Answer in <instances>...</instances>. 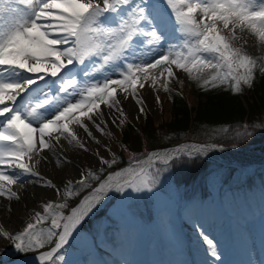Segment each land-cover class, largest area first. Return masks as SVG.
Here are the masks:
<instances>
[{
  "label": "snow or ice",
  "instance_id": "snow-or-ice-1",
  "mask_svg": "<svg viewBox=\"0 0 264 264\" xmlns=\"http://www.w3.org/2000/svg\"><path fill=\"white\" fill-rule=\"evenodd\" d=\"M164 3L174 21V30L184 37L181 50L173 46L167 54L154 61L126 63L120 70L121 79L105 80L102 86L92 84L86 89L87 104L69 103L62 110H57V114L51 119H46L38 111H50V108H45L51 103L47 98L42 102L37 101L31 110L22 111L23 106L0 108V117H3L0 120V165L7 164L10 170H0V197L8 201L20 200V194L11 186L19 183L23 190L25 182L21 180V176L25 175L37 177L35 182L42 186L56 188L51 180L45 179L37 171L41 160H47V156L42 153L45 149L51 150V139L59 143L61 137L70 144L75 141L80 148L88 151L69 125L78 124L91 136L80 117L92 120L89 113L94 109L99 110L100 104L109 107L119 104L115 98L117 89L114 85L125 93L131 89L133 98L137 104H141L136 85L143 88L144 82L150 80L154 86L160 77H164L163 87L168 91L169 78L178 79L173 65L177 70L186 72L191 79H198L194 73L215 69L199 86L206 89L208 86L215 88L229 85L233 94L242 91V84L249 88L253 86L257 68L264 75V66L258 65L255 58L233 47L231 43L237 38L235 32L239 29L241 32L250 31L259 43L264 44V0H164ZM13 4L24 7L21 9L12 6ZM126 6L128 11L122 15L121 10ZM144 25H149L150 29L145 30ZM138 35L147 37L148 45L158 44L167 38L166 25L156 12V5L142 2L132 4V0H7V3L0 0V66H7L0 67V105H6L9 101L16 102L21 93H26L30 86L36 84L37 79H44V76H25L22 73L44 72L45 75L56 77L67 65L74 62L83 64L93 57L101 58L104 66L116 65L125 57L134 37ZM184 48L187 49L186 54L182 51ZM203 53L208 56L201 55ZM157 69H160L159 76L155 72ZM62 83L61 91H65L76 82L69 79ZM159 102L157 97V103ZM85 108L86 111L83 110ZM117 110L123 115L121 109ZM139 111L143 113L144 109L141 107ZM6 113L9 115L5 116ZM97 130L102 131L99 125ZM224 131L228 132L229 129ZM53 133L57 135L53 136ZM201 151V148L178 149L175 154L157 156L156 159L167 164L181 153L192 155ZM25 158L31 163L26 162ZM100 162L111 167L115 161H106L100 157ZM57 166H60L59 159ZM17 169L20 171L16 172ZM81 175L83 177L85 174ZM121 175L120 172L115 173L116 177ZM87 176L95 178L91 171ZM111 181L110 175L93 190L94 195L82 201L67 218L52 213L49 229L37 230V224L43 223L45 217L40 212H35L30 214L26 226L18 232L12 233L0 226V239H7L16 251L26 253L45 248L46 244L51 243L53 236H56L55 245L47 251L39 252L36 257L40 264H54V257L59 249L68 242L72 230L90 211L93 203L99 201V194L106 188L111 190L114 187L118 192H122L125 187L133 192H151L155 183L154 178L148 176L138 183L129 179L121 182L118 179L113 185ZM76 183L83 184L84 179ZM71 184L72 181H68L65 186L63 194L66 197L74 194ZM57 195H60L58 188ZM54 207L62 208L64 205H54L50 201L43 205V212L50 213ZM0 208L4 206L0 205ZM5 210L9 213L12 211L10 204ZM61 220L64 221L62 230L53 232L52 229L61 228ZM204 243L208 245V254L219 260L212 241L205 236ZM58 258L64 259L63 256Z\"/></svg>",
  "mask_w": 264,
  "mask_h": 264
},
{
  "label": "rangeland",
  "instance_id": "rangeland-1",
  "mask_svg": "<svg viewBox=\"0 0 264 264\" xmlns=\"http://www.w3.org/2000/svg\"><path fill=\"white\" fill-rule=\"evenodd\" d=\"M136 2L156 5V12L166 25L168 33L166 39L158 44L148 45L147 37L143 35L135 36L125 57L121 58L116 65L104 66L101 58L93 57L85 60L83 64L74 62L72 65H67L61 69L56 77L45 76L44 72L37 73L38 75L33 76H44V79H37L36 84L30 86V90L26 92L30 97L23 102L22 111L31 110V107L37 101L42 102L44 98H47L51 103L46 105L45 108H50V111L45 112L44 109L38 111L43 113L46 119H51L57 114V110H62L69 103L83 102L87 104L85 99L86 89L92 84L102 86L105 80L121 79L120 70L126 63L154 61L161 55L167 54L173 46L177 50H181L184 37L179 31L174 30V21L171 19L170 11L164 0H132V4ZM5 3H7V0H5ZM12 6L21 9L24 7L16 4ZM121 11L122 15L126 14L128 7H124ZM6 16L7 13H5ZM197 19H199L198 14ZM143 27L145 30L150 29L149 25ZM225 34L228 35L227 32ZM235 35L237 38L231 41L232 46L255 58L258 65L264 66V44L259 43L257 37L248 30L241 32L237 29ZM182 51L185 54L187 53L186 48ZM201 55L208 56L207 53ZM1 67L6 68L7 66ZM172 67L173 71L177 72L175 76L178 79L169 78V84L175 86L184 95L188 104L193 105L200 93L204 94L214 90L211 86L205 89L199 85L203 79H207L214 73L215 69L194 73L198 79H191L186 72L177 70L174 65ZM155 72L159 76L160 69L155 70ZM262 77L264 75L257 68L253 82H258ZM69 79L75 80V85L61 91L62 82L66 83ZM163 84L164 77H160L158 83L154 86L150 80L144 82L145 86L143 88H140L139 84L136 85L137 97L142 101L144 107L142 104H137L131 89L125 93L127 97L125 99L132 104V108L135 109L136 113H129L128 111L123 115V120L117 118L112 120L109 126H104L105 133L101 136L102 144L95 147V149L100 147L99 151L97 150L95 153V156L99 158L94 163L95 165L82 161L83 168L89 166L98 168L105 165L100 162V157L106 160L112 156L111 149L117 150L119 148L114 143L117 141V137L120 139L121 136V131L118 132V128L120 129L124 122L128 120L134 125H138L143 120L145 113L139 111L141 107L148 111L147 113H150L155 122H161L168 118L169 106L164 90H162ZM113 87L117 86L114 85ZM149 94L152 98L148 96ZM157 97H159V103H157ZM96 102L99 103V101ZM100 105L104 106V104ZM4 106H7V104L0 105V108ZM83 110L86 111V108ZM93 111H96V109ZM8 115V113L5 114V116ZM74 115H78V113H74ZM80 119L88 127V124L84 121L89 119L87 117H80ZM0 120H3V117H0ZM107 129L109 130L107 131ZM73 145L78 148L76 142H73ZM79 150L83 149L80 148ZM257 150L260 151L261 148L259 147ZM50 157L53 164L56 165L55 157L52 155ZM145 167H148V165ZM109 172L111 171L107 173ZM207 184L210 188V198L208 200L215 204L218 199H223V201L228 202L230 210L228 213H223V211L214 208L212 215L207 213V216L203 220L197 221L195 226L192 223L191 225L184 224L176 219L174 221V233L171 234L178 241V244L167 242L162 233L164 227L157 226L156 222L152 223V220L147 217L149 213L151 214L156 210L155 203H163L162 205H164L169 201L171 194L167 183L162 184V186L159 185L154 193L148 191L133 192L130 188H126L122 195L117 196L118 193L116 192L100 208L87 216L91 217L99 212L98 210L105 207L109 199L113 198V201L105 210L106 217L95 223L93 229L95 232V245L90 243L86 248L78 246L75 248L77 256L66 259L63 256L64 261L67 262L66 264H194V261H199V264H264V166L259 168L248 166L242 170L234 168V173L228 177L217 171L208 177ZM72 186L73 182L70 185L71 189ZM64 189L63 187L60 195L56 193V196L52 197L50 201L53 202L57 198H67L63 194ZM167 195H169L168 199L166 198ZM169 218L171 217L169 216ZM144 223H147L145 229L143 227ZM189 232L191 233L189 234L190 237ZM182 233L188 236L186 242H183ZM92 234V229H83L77 234L73 243L75 245H82L84 242L88 244L87 238ZM205 236L212 241L215 251L220 257L219 260L208 254V245L202 243ZM146 246H149V249H146ZM99 250H106V254L100 256ZM9 253L11 254L12 251L7 253L8 259L10 258ZM2 258L0 255L1 264Z\"/></svg>",
  "mask_w": 264,
  "mask_h": 264
},
{
  "label": "trees",
  "instance_id": "trees-1",
  "mask_svg": "<svg viewBox=\"0 0 264 264\" xmlns=\"http://www.w3.org/2000/svg\"><path fill=\"white\" fill-rule=\"evenodd\" d=\"M242 91L233 94L229 85H220L209 92L200 93L193 105L188 104L184 95L177 90L168 88L166 101L168 103V118L161 122H155L150 113H146L143 120L135 129L130 123L121 130L120 149L113 157L115 161L111 170L121 167L130 160L137 159L146 152L174 145L185 141L214 142L222 145H248L264 142V77L251 88L241 85ZM260 125V126H256ZM245 128L247 132H245ZM224 129H229L225 132ZM127 152L129 156H125ZM221 170L228 175L232 170L230 167L221 166L211 160L194 157H180L173 159L165 166L155 165L145 171L142 178L148 176L155 180L153 190L159 185L166 184L170 188V208L159 206L151 218L156 217L158 222L169 223L165 218L168 211L180 213L186 218L198 219L211 211L213 207L207 199L210 188L206 184L207 177L213 170ZM93 176H87L83 184H75L72 188L71 198L56 201L55 204H63L64 207H54L50 213L44 214L43 223L37 224V230H47L51 227L52 213L62 216L73 204L75 197L89 185L93 184L105 173V169H93ZM161 183V184H159ZM159 184V185H158ZM157 185V186H156ZM157 190V189H156ZM111 201V200H110ZM109 201V202H110ZM216 207V205L214 206ZM221 210L227 212L228 205L221 203ZM149 215V214H148ZM195 215V216H194ZM105 216L104 209L94 215L92 219H85L82 227L91 225L98 218ZM166 234L169 228L163 226ZM58 229H52L57 232ZM89 238L93 240L92 236ZM53 236L51 243L54 242ZM171 240V239H170ZM51 243L45 245V247ZM71 246H64L54 257V264H62L58 258L61 253L74 254ZM17 253H23L18 252Z\"/></svg>",
  "mask_w": 264,
  "mask_h": 264
},
{
  "label": "bare ground",
  "instance_id": "bare-ground-1",
  "mask_svg": "<svg viewBox=\"0 0 264 264\" xmlns=\"http://www.w3.org/2000/svg\"><path fill=\"white\" fill-rule=\"evenodd\" d=\"M22 74L25 76H32V75H36L37 73H22ZM116 89L117 91L115 94V98L119 101V105H121L122 111L125 114L128 111L129 113H136L135 109L132 108L133 107L132 104L125 99V92H123L117 87ZM148 96L152 98L150 94ZM14 103L15 102H11V101L6 102L7 106H13ZM117 112L118 111L116 110V106L109 107L107 105V107L102 106L100 108V111L95 113L94 115L93 113H89V115H93L92 116L93 119L99 116L100 119L105 121V123L110 124L114 114H117ZM69 126L77 133L80 142L83 143L84 146L89 150L88 151L79 150L80 147L78 145L77 147L79 149L75 148L73 142L70 144L68 140H65L63 137H61L59 143H57L55 139H51L50 141V143L52 144L51 150L45 149L44 153H42V155L47 156V160H41V162L37 165V171L45 179L51 180L52 183L56 185V188H48L42 186L41 183H36L35 181L38 180L37 177H29L26 175L21 176V180L25 182L23 190H21L19 183L11 186L13 190L17 191L20 194L21 199L18 201L17 200L8 201L5 198L0 197V205L4 206V208H0V226H3L7 231L15 233L20 231L23 227H25L26 222L29 220L31 213H35V212L41 213L42 212L41 206L55 196V194L57 193V188L60 189L61 191L63 187L65 188V186L68 184V181H70L71 179H73V177L79 174V171L83 169L82 161H86L87 163H92L95 160L96 157L95 153L100 148L97 147L95 149V147L97 145L102 144L101 142L102 134L99 135L96 129H90L92 135L89 136L88 133L83 134L81 127L78 126L77 124H71ZM108 130L109 129H107V131ZM55 135L57 134L53 133V136ZM46 139H48V137H46ZM193 148H201L203 149V151L194 153L192 155H200L216 160L222 164L230 165L234 167L236 170H242L248 166H253L254 168H259L264 166V152H259L257 149L253 148L252 146L224 147V146H217L214 144L187 143V144L179 145L177 147L156 150L144 156L139 161H135L127 165L126 167H123L114 172L107 173L105 176L99 179L94 185H92L89 189H87L79 196L76 203L69 209V211L67 212L64 218L70 216L72 214V210L76 209L79 205H81L82 201H86V198L93 196L94 195L93 190L96 187H98L100 183H103L108 176L110 175L112 176L111 183L113 185L118 179L121 180V182H123L124 179L132 180L133 178H135V176H137L136 175L137 173H140L143 170L145 166L147 165L150 166V164L154 162L162 163L161 160L156 159L157 156L165 157L168 154H175L178 149H193ZM51 155L55 157L54 161L56 165L53 164V160L50 157ZM179 156H191V155L181 153ZM150 157L152 159H150ZM58 159L60 160V166H57ZM25 161L31 163V161H27V158H25ZM0 170L10 171L8 170L7 164L0 165ZM15 171L19 172L20 170L17 169ZM117 172L122 173L121 177L115 176V173ZM116 192L117 191L113 187L111 188V190L106 188L103 193L99 194L100 196L99 201L94 202L90 211H88L87 214L82 217L80 223L72 230V234L68 237V241H70L78 232L83 218L95 212L98 208H100L103 205V203L109 197H111V195L115 194ZM9 204L12 209L10 213L5 210ZM63 222L64 221H62L60 231L62 230ZM53 246L54 245L50 246L48 249H50ZM48 249H43L38 252L30 253L27 255H17L14 256V258L12 259L11 258L8 259L6 257V254L10 251L13 252L16 249L14 245L7 239H0V255L1 257H3L2 264H40V262L36 259L37 255L39 254V252L47 251ZM194 264H199V261H194Z\"/></svg>",
  "mask_w": 264,
  "mask_h": 264
},
{
  "label": "water",
  "instance_id": "water-1",
  "mask_svg": "<svg viewBox=\"0 0 264 264\" xmlns=\"http://www.w3.org/2000/svg\"><path fill=\"white\" fill-rule=\"evenodd\" d=\"M86 172H87V170H81V171H79V173L80 174H78V175H76L75 177H73V181L74 180H78L80 177H82V175H81V173H84V174H86ZM49 201H47V203H48ZM46 204V203H45ZM44 205V204H43ZM43 207V206H42ZM34 222V221H33Z\"/></svg>",
  "mask_w": 264,
  "mask_h": 264
}]
</instances>
